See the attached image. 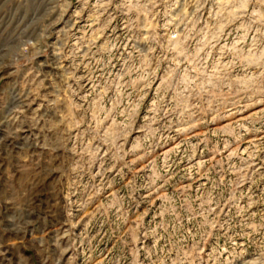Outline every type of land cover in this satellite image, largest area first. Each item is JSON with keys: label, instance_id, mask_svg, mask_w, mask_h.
Masks as SVG:
<instances>
[{"label": "rangeland", "instance_id": "1", "mask_svg": "<svg viewBox=\"0 0 264 264\" xmlns=\"http://www.w3.org/2000/svg\"><path fill=\"white\" fill-rule=\"evenodd\" d=\"M0 264H264V0H0Z\"/></svg>", "mask_w": 264, "mask_h": 264}]
</instances>
